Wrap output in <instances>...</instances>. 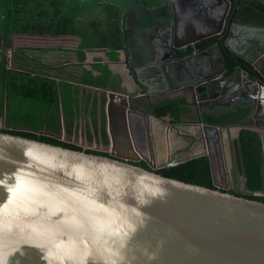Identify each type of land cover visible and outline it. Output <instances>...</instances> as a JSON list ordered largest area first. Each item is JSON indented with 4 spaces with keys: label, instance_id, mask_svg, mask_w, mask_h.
I'll list each match as a JSON object with an SVG mask.
<instances>
[{
    "label": "water",
    "instance_id": "obj_1",
    "mask_svg": "<svg viewBox=\"0 0 264 264\" xmlns=\"http://www.w3.org/2000/svg\"><path fill=\"white\" fill-rule=\"evenodd\" d=\"M169 1L172 27L160 30L162 43H157L156 50L168 93L184 91L186 113L192 109L191 91L207 95L242 90V77L238 84L226 76L215 79L216 86L207 81L209 75L199 60L208 57L212 49L186 57L178 54L223 32L227 15L218 16L220 19L211 25L214 20L210 13L217 0ZM225 1L231 6L232 0ZM246 1H241L234 22ZM190 10L196 17H186ZM246 39L257 45L263 41L264 45V39ZM214 48L221 55L217 43ZM245 59L257 66L250 58ZM155 63L153 58L148 64ZM222 64L223 71L212 62L216 75L228 70L224 61ZM146 75L155 76L152 71ZM246 85H251L256 99L259 91L264 97L263 79ZM146 93L144 84L137 96ZM135 98L124 92H107L105 109L113 148L118 143V134L112 130L115 111L122 104L132 106ZM258 103L252 126L208 125L201 119L166 121L134 109L148 119L146 129L155 161H149L151 168L132 162L136 160L132 156L114 151L108 155L92 153L88 150L98 149L82 144H78L82 149H73L11 134L0 126V264H264V201L242 195L264 196V144L263 189L251 191L240 143L243 128L264 130L259 121V116L264 118V99ZM123 125L129 126L127 118ZM209 130L229 139L232 132L237 136L231 156L236 162L239 154L240 163H235L231 174L237 186L241 174L243 188L229 191L220 184ZM128 142L138 153L134 142ZM203 155L210 157L215 187L156 171Z\"/></svg>",
    "mask_w": 264,
    "mask_h": 264
},
{
    "label": "trees",
    "instance_id": "obj_2",
    "mask_svg": "<svg viewBox=\"0 0 264 264\" xmlns=\"http://www.w3.org/2000/svg\"><path fill=\"white\" fill-rule=\"evenodd\" d=\"M3 4L0 12V30L4 33V41L12 43L14 51L11 60L13 67L8 65L7 55L2 56L0 82L9 90L13 89L30 98L36 97L45 100L48 106L52 102H56L58 105L61 102L59 90L57 91L56 88V81L59 78L31 72L25 64L34 62L55 69L66 66L68 62L62 58L56 60L57 57L47 53L35 56L33 51L57 52L66 49V47H76L79 51V61L86 58V49L108 50L114 60H120V52L124 51L132 74L138 83L144 85L148 78L146 73L141 74V71L135 66L132 49L127 43L128 29L130 27L151 29L155 23L166 22L172 16V4L169 0H3ZM240 14L241 20L248 22L249 25L264 24V3L261 0L247 1ZM78 40L80 41L78 42ZM21 41H38V46H30V44L21 43ZM215 41L221 45L226 55L229 72H232L238 64V60L231 54L223 39H219V36L216 35L198 42L197 45L200 43L199 46L204 48ZM77 42L79 46H76ZM141 47L139 46V48ZM144 48L146 47L144 46ZM147 58L148 61L151 60V58ZM240 63L244 69L249 70L252 74H257L264 80L263 74H260V71L251 64L244 60ZM60 83L67 84L66 82ZM153 88L156 87H152V90ZM185 102L184 97L165 98L157 103L155 110L152 111L156 116L165 120H179ZM238 115L240 114L225 115L221 118L222 120L213 119V121L219 123L233 121ZM2 130L56 145L82 149V146L76 143L45 133L17 127H3ZM88 151L108 155L103 151L92 149ZM241 158L247 177V188L251 191H261L263 189L261 145L256 131L242 130ZM156 171L186 182L215 187L208 155L159 168ZM242 195L250 199L264 201L262 195Z\"/></svg>",
    "mask_w": 264,
    "mask_h": 264
},
{
    "label": "flooded vegetation",
    "instance_id": "obj_3",
    "mask_svg": "<svg viewBox=\"0 0 264 264\" xmlns=\"http://www.w3.org/2000/svg\"><path fill=\"white\" fill-rule=\"evenodd\" d=\"M241 1L242 0H232V4L231 6H229V4L225 0H217L218 5H216L214 10L211 11L210 13L211 16H213V20H214L211 23L212 27L214 26L215 22H217L218 19H220V17L218 16L227 15L224 30L222 33L217 34V36H219V39L224 40V43L230 50L231 54H233V56L236 57L238 60V64L235 66L232 72H229V68L226 63V55L222 50L221 45L219 44L218 41H215L204 48L199 46L200 44L199 43L194 47L190 46L187 51L179 52L178 54L181 57H186L189 54L200 53L208 48L212 49L208 57L203 56L204 58L202 57L199 60L200 63H203L202 65H205L204 73L209 75V79H207V81L214 82V86H216V84L218 83L214 81L215 79H220L226 76L228 78L229 77L233 78L234 81L237 83L238 80H240L239 77L240 78L242 77L244 88L237 93H234L232 91L229 93L214 91L213 93H208L207 95L206 94L202 95L196 91L194 92L191 91V94L189 95L190 99L192 100V102L190 103L192 106L191 111L185 113L184 112L185 108H184L181 112V117L179 120L170 119L166 121L175 120V121L192 122V121H200L201 119L204 124H208V125L209 124H215L217 126L233 125V124H239L243 126L255 125L256 110L259 107L258 100L264 99L263 92L259 91L258 99H256L254 97L255 96L254 91H250L249 89L251 85L249 86L246 85V82L257 81L258 79H262V78L259 77L257 74H252L249 70L247 71L246 69H244L240 62L242 60L246 61L248 64H251L255 69L260 71L259 73L263 74L262 76H264V50L262 48L263 41L262 42L259 41L260 43L257 45V43L251 42L250 40L246 39L250 36L258 39L259 38L264 39V24L258 23L255 25H249L248 22H243L241 20V14H239V16L234 22V17L236 16L239 6H241L240 4ZM261 1L264 3V0ZM192 11L193 10L188 11L186 13V17L188 18L190 16L196 17V15L193 13L194 11L193 12ZM198 17H203V14H199ZM164 27L168 29L172 27L170 18L166 22L155 23L153 27L148 30L145 28L140 29L135 27H130V29H128L127 43L128 46L132 49L133 61L135 63L136 68L141 71V74L152 71V73H154L155 76L153 77L147 76L148 81H146L147 84L146 94L142 96H137L138 94L130 95V97L132 98L137 97L134 99V103L132 104V106L129 107L122 104L115 111L113 122L115 123L116 121L118 124H120V126H115V133L118 134L117 136L120 135L119 137L122 139L121 142H123V144L126 145L125 150H122V148L119 147L113 148L110 145L111 139L107 126H104V131L102 132V134H100L101 142L105 146L103 148L95 147L99 151H103L108 154H110L111 151H114L116 153L124 154L126 156H132L136 159L134 161L131 160L132 162L137 163L138 165H141L146 168H151L149 161L155 163L154 158H152L151 156L152 155L151 145H150V140L148 138V132L146 129V123L148 122V119L142 116L141 114H139L137 111H134V109L141 112L153 113L152 110H155L156 104L162 101L163 99L177 98V96L183 97L184 95V91L182 90L177 93H171V92L168 93V87H169L168 83L161 74L160 64L157 62L160 60V55L158 51H156L157 43H162V40L160 39L161 37L160 30H165ZM163 33H165V31H162L161 34ZM206 39H203L202 41ZM216 43L220 47L221 55L219 54V52H216L217 50L214 48V44ZM139 46L142 47L139 49ZM144 46L146 48H144ZM151 46L154 49H152ZM147 57L151 58V60L154 58L156 63L150 66L148 63L151 60L148 61ZM245 57H248L251 60H253V62L257 66L255 67L254 64L248 62L247 59H245ZM144 59L147 60L144 61ZM1 60L2 58H0V65H1ZM126 60H127V56H126ZM222 61H224V65L226 64L228 70L226 72L223 73L221 72L218 73V75H216L212 66V62L214 64L216 63L218 65L219 70L223 71L224 66L222 64ZM25 65L29 68L31 72L42 73L44 75H49L51 77L59 78L61 82L72 83V81L75 80L73 79L75 78L74 73L72 71L68 72L65 69H62V67H56L55 69H53V68H48V66L47 65L45 66V64H38L34 62H28V64ZM239 68H241L242 70L240 71ZM139 84L141 88H143V84L141 83ZM152 87H156V88H153L152 90ZM201 90L203 91V89ZM261 93L262 96L260 95ZM106 97H107L106 93H104L103 98L99 97L97 99V106H96L99 115H101L104 111L105 120H106V113H105ZM125 109L127 111V117L125 116ZM234 113L235 114L238 113L240 115H238V117L233 121H226L224 123L213 121V119L220 120L225 115H230ZM126 118L129 121V126H122ZM259 121L262 123V125H264L263 117L259 116ZM78 123L82 124V120L80 117H78ZM126 129H128V132H126ZM244 129L246 128H243L242 130ZM242 130L240 132V143H241ZM209 131H210L209 132L210 146L215 156H217L216 174L217 176H219L218 180L220 184L228 187L227 190L229 191H235V189L237 188H242L239 183L238 186L236 184H233L230 178V176H232L231 172L233 166L235 165V163L236 165L237 162L239 163V158H240L239 154H237V161L235 162V160L233 161V156H231V146L237 145V139H236L237 136L232 132L231 139H229L227 137L219 135V133H216L214 130H209ZM257 133L260 138V145L262 150L263 147L262 144H264V130H260ZM126 136H128V138ZM105 138H107L108 140L107 143L105 142L106 141ZM128 139L130 142L132 143L134 142V145L137 146L136 148L139 151L138 153L135 152V150L134 151L129 150L128 147L132 148V146L129 145ZM68 141L80 144L73 139H70ZM90 148H94V147H90ZM222 148L224 154H222Z\"/></svg>",
    "mask_w": 264,
    "mask_h": 264
},
{
    "label": "crops",
    "instance_id": "obj_4",
    "mask_svg": "<svg viewBox=\"0 0 264 264\" xmlns=\"http://www.w3.org/2000/svg\"><path fill=\"white\" fill-rule=\"evenodd\" d=\"M185 20V19H184ZM185 23L186 20H185ZM191 25L193 24V21L190 23V27L188 28H193ZM197 26V25H196ZM199 27V26H198ZM202 27H200L201 29ZM141 29V28H140ZM203 29V28H202ZM148 30V29H147ZM1 31V30H0ZM2 32V31H1ZM3 33V32H2ZM4 34V33H3ZM0 34V58L4 54L7 55L8 58V65L11 64V58L8 57V51L13 49V45L11 42H5L4 41V35ZM79 46V44H77ZM152 47V46H151ZM140 49V48H139ZM152 49H154L152 47ZM14 51V50H12ZM76 57V59L68 58V61L71 60V62L67 63L66 66H62V69H65L66 71H72L74 73L75 79L70 82H66L69 87L72 89H68L69 91L73 92V90H77L79 88L81 96L78 99L79 103L73 107L72 110L67 114V117H64L66 120V123L62 126V129L60 130H55V129H46V125L48 122V117L47 120L45 121V126L44 128H40L38 131L39 132H45V134L58 137L60 135H67L70 136L73 140L78 139L80 141H88V138L91 140V144L88 147H96L97 148H103L105 145L101 142V136L102 132L104 131V126H107V129L109 130L110 134V145H113L114 138L112 139V135L110 132V123L108 122L109 120V115L107 112V109H105L106 113V120H105V114L104 111L101 115H99L97 112V99L101 97L102 94L109 92V91H119V92H124L127 93L128 95H134V94H139L142 91V88L138 81L135 79L134 75L131 72V69L128 65V62L126 60V53L124 51L120 52V60H114L112 59V54L108 50H101V49H86L85 51V56L86 58L83 61H79V51L76 48V50L73 51L72 55L70 57ZM2 61V60H1ZM109 68L110 74L108 75V83H113V79L118 82L119 86L117 88H112L108 85H101V84H95L90 81H86V75L92 74V76H99L103 74L104 68ZM60 79H57L56 84L60 86ZM1 84V82H0ZM2 85V84H1ZM107 86V87H105ZM2 90H3V98L6 95V91L9 89L3 84L2 85ZM76 92V91H75ZM75 96H71V98H74ZM178 97V96H177ZM5 99H3V111L0 112V117H3V119L6 120L7 113H6V104H5ZM59 105H62L61 102H59ZM94 114L95 117H91V115ZM115 116V115H114ZM78 117L81 118L82 124L78 123L77 119ZM1 120V119H0ZM86 120V121H85ZM79 124V125H78ZM112 130H114L115 133V126H120L116 121L115 123L112 122ZM122 126H124L122 124ZM16 127V126H12ZM104 137V136H103ZM118 138V143L116 144V147L122 148V150H125L126 145L121 142V138L117 136ZM106 143L108 142L107 138ZM86 146V144H84ZM130 151H133L131 147H128ZM217 156L214 155V166L216 170V161ZM239 163H240V158H239ZM233 176V175H232ZM232 176H230L231 181L233 182ZM219 179V176H218ZM238 183L241 185L243 188L242 180H241V175L238 178Z\"/></svg>",
    "mask_w": 264,
    "mask_h": 264
},
{
    "label": "rangeland",
    "instance_id": "obj_5",
    "mask_svg": "<svg viewBox=\"0 0 264 264\" xmlns=\"http://www.w3.org/2000/svg\"><path fill=\"white\" fill-rule=\"evenodd\" d=\"M3 0H0V12L3 7ZM1 16V13H0ZM81 40V39H80ZM78 40V42L80 41ZM75 43L76 46L79 43ZM21 43H28L30 46L37 47L38 46V41L35 42H29V41H21ZM65 48V47H64ZM13 50V49H12ZM9 50L8 51V57L11 58L12 60V53L13 51ZM76 50V47H66V49H61L60 51L57 52H48V50L45 51H38L35 50L33 51V54L35 56L42 55V54H52L54 57H57L56 60L59 59H66L67 62L68 58H72L73 60L76 59V57H70L72 55L73 51ZM147 54V53H146ZM38 60V57H36ZM65 63V62H63ZM72 63V62H71ZM62 64V63H61ZM11 67L12 63L10 64ZM109 68L107 69L106 67L104 68L103 74L99 76H92V74H88L85 77L87 78L86 81H90L95 84H101V85H108L112 88H117L119 86L118 82L113 79V83H108V75L110 74ZM107 87V86H105ZM57 91L59 90V97L61 98V103L62 105H58L56 102H52L50 106L47 105V101L38 99L36 97H28L24 96L23 94L18 93L17 91H14L13 89H10L6 91V95L3 98V90H2V85L0 84V112L3 111V99H5V104H6V127H12L16 126L17 128H23L29 131L37 132V133H43L39 132L38 130L40 128H44L43 126L45 124V121L47 120L48 117V122L46 125V129H55V130H60L62 129L61 125H64L66 123V120L64 117H67V114L70 112V110L73 109L76 105H78L79 101L77 98L81 96L79 88L77 90H73V92L69 91L68 89H72L69 87L68 84H60V86H56ZM76 91V92H75ZM74 98H71V96H74ZM104 97V94L101 95V98ZM63 99V100H62ZM91 117H95L94 114L91 115ZM0 119H3V117H0ZM45 133V132H44ZM67 135H60L59 138L63 140H70V136ZM78 143L88 147L91 144V140L88 138V141H80L78 139H75ZM97 147V146H96Z\"/></svg>",
    "mask_w": 264,
    "mask_h": 264
},
{
    "label": "built area",
    "instance_id": "obj_6",
    "mask_svg": "<svg viewBox=\"0 0 264 264\" xmlns=\"http://www.w3.org/2000/svg\"><path fill=\"white\" fill-rule=\"evenodd\" d=\"M5 124H6L5 120H4V119H1V120H0V126H1L2 128H3V127H6Z\"/></svg>",
    "mask_w": 264,
    "mask_h": 264
}]
</instances>
